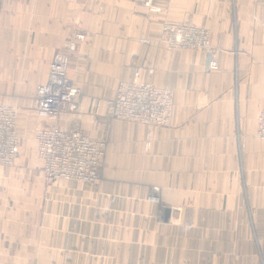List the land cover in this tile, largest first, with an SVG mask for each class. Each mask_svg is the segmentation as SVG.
Wrapping results in <instances>:
<instances>
[{
    "label": "crops",
    "instance_id": "0c3cea01",
    "mask_svg": "<svg viewBox=\"0 0 264 264\" xmlns=\"http://www.w3.org/2000/svg\"><path fill=\"white\" fill-rule=\"evenodd\" d=\"M159 6L0 0V87L29 82L36 96L67 51L84 89L56 118H40L35 102L27 118L19 109L20 156L0 165V264H264V0ZM165 22L209 29L220 68L202 52L169 50ZM137 68L175 92L172 122L154 128L149 146L143 124L107 109ZM13 95L0 88V103L15 105ZM51 124L106 143L99 183H47L36 134Z\"/></svg>",
    "mask_w": 264,
    "mask_h": 264
},
{
    "label": "built area",
    "instance_id": "2783aa9c",
    "mask_svg": "<svg viewBox=\"0 0 264 264\" xmlns=\"http://www.w3.org/2000/svg\"><path fill=\"white\" fill-rule=\"evenodd\" d=\"M152 12H160L164 0H138ZM210 30L192 23L166 22L161 41L171 51L200 48L211 55L209 68L220 67L218 52L211 45ZM84 40L85 34H77ZM143 43L150 39L142 38ZM75 40L70 47L74 48ZM216 52V54H214ZM70 52H58L53 60L48 80L41 83L35 96V109L40 118H56L65 106L78 107L84 90L69 75ZM137 68L131 80H121L116 94L107 100L109 114L116 119L143 124L147 129L146 144L157 126H169L175 105V92L155 85L141 77ZM19 110L14 105L0 103V165L14 166L21 153V136L18 129ZM257 133L264 138V107L257 118ZM37 156L42 164L48 184L66 180L79 183H99L106 155V143L93 140L80 129L64 130L57 124L42 127L36 134ZM159 201L158 196L149 198Z\"/></svg>",
    "mask_w": 264,
    "mask_h": 264
},
{
    "label": "rangeland",
    "instance_id": "374dc122",
    "mask_svg": "<svg viewBox=\"0 0 264 264\" xmlns=\"http://www.w3.org/2000/svg\"><path fill=\"white\" fill-rule=\"evenodd\" d=\"M147 8V7H146ZM149 10V9H148ZM150 11V10H149ZM162 11V10H161ZM152 12V11H151ZM166 23V22H165ZM164 23V24H165ZM202 27V26H200ZM206 28V27H205ZM162 35V34H161ZM86 37V35H85ZM211 39V37H210ZM142 42V41H141ZM211 45H213L214 47V51H217L218 52V49L217 47H215V45L212 43V40H211ZM170 50V49H169ZM185 50H194V51H198V52H202L206 55H208L203 49H200V48H194V49H185ZM178 51V50H176ZM182 51H184L182 49ZM60 52H65V51H60ZM67 52V51H66ZM216 54V52L214 53ZM55 57V56H54ZM218 58H219V53H218ZM54 60V59H53ZM219 62H220V59H219ZM53 63V62H52ZM52 66V65H51ZM220 68V67H219ZM218 68V69H219ZM216 69V70H218ZM50 70H51V67H50ZM50 73V72H49ZM48 80V79H47ZM46 80V81H47ZM44 83V82H43ZM77 83V82H76ZM0 84H2V82H0ZM16 84V83H15ZM78 84V83H77ZM80 85V84H78ZM14 86L16 85H12V82H3V87H0L5 90H9L13 87V90L14 92L17 94V95H13L11 97H7V99H10L15 105L14 106H18L17 109L21 110L24 112V117L28 116L29 115V111H31L32 109V106L34 105V102H35V93H34V90L32 87H29V82H20V88H15ZM17 87V86H16ZM84 90V89H83ZM80 102V101H79ZM79 102L77 104H79ZM20 111V112H21ZM26 114V116H25ZM31 117V116H30ZM27 118V117H26ZM32 133V132H31ZM33 134V133H32Z\"/></svg>",
    "mask_w": 264,
    "mask_h": 264
},
{
    "label": "water",
    "instance_id": "95a60500",
    "mask_svg": "<svg viewBox=\"0 0 264 264\" xmlns=\"http://www.w3.org/2000/svg\"><path fill=\"white\" fill-rule=\"evenodd\" d=\"M207 58H208V65H209V59L211 58V55L208 54V55H207Z\"/></svg>",
    "mask_w": 264,
    "mask_h": 264
}]
</instances>
